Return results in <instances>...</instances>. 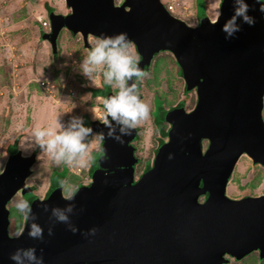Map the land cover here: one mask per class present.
Here are the masks:
<instances>
[{
    "label": "water",
    "instance_id": "water-1",
    "mask_svg": "<svg viewBox=\"0 0 264 264\" xmlns=\"http://www.w3.org/2000/svg\"><path fill=\"white\" fill-rule=\"evenodd\" d=\"M65 2L71 13L51 11L43 36L55 58L63 29L82 35L86 48L89 37L123 32L137 47L144 71L160 52L172 53L187 91L197 89V105L191 112L182 107L166 114L169 140L139 180L132 145L137 128L120 142L93 121L88 136L104 132L106 138L90 184L77 190L73 201L61 199V186L31 203L44 228L42 241L27 236V220L19 238L9 233L7 206L19 192H33L26 183L38 157L24 156L21 149L9 154L0 172V264H14L9 254L28 247L38 255L43 249L44 264H228L229 258L255 252L264 257V195H227L243 155L264 167V13L259 10L264 0H247L255 23L242 24L227 40L221 25L233 15L232 0L221 1L217 20L205 16L196 27L171 14L161 0H124L121 6L115 0ZM136 79L128 84L137 85ZM108 119L119 135L120 125ZM204 140L210 142L205 151ZM66 203L75 205L69 214L79 229L75 234L44 208ZM92 228L95 235L85 234Z\"/></svg>",
    "mask_w": 264,
    "mask_h": 264
},
{
    "label": "rangeland",
    "instance_id": "rangeland-1",
    "mask_svg": "<svg viewBox=\"0 0 264 264\" xmlns=\"http://www.w3.org/2000/svg\"><path fill=\"white\" fill-rule=\"evenodd\" d=\"M120 1L115 0V3L119 4ZM161 1L165 6L173 7L172 14L175 17L196 27L202 8L210 20L218 19L222 0ZM46 3L57 14L71 13L65 0H0V172L4 170L9 157L7 147L17 137H20L19 149L24 156H30L38 149L37 163L26 184L34 188L33 194L40 199L45 198L53 173L61 172L64 168L68 169L64 185H75L76 189L89 185L92 179L89 171L94 154L101 150V142L90 149L91 158L85 157L86 166L56 165L35 146L33 131L37 127L46 128L58 123L66 127L72 117L101 121L99 115L102 116L104 112V98H95L91 94L93 89L104 85L102 71L94 84L81 69L87 50L94 47L98 39L89 37L90 46L86 48L82 35L73 36L63 29L58 40V57L55 58L50 43L41 35V31L48 32L40 25L41 21L49 18ZM134 55L139 59L135 47ZM153 60L147 74L140 79L139 93L147 106L148 115L136 126L140 130L139 139L134 143L140 159L135 171L136 179L148 165H153L159 143L168 141L154 122L160 102H164L166 110L184 103L188 112L197 105L196 91L186 92L185 81L174 55L163 52ZM42 82L46 85L49 83L50 87L42 86ZM92 109H95V118ZM85 126L89 127L88 123ZM168 128L169 125L165 123L164 132ZM94 134L89 137V142ZM86 139L87 136L84 143ZM208 144L209 141L203 142L204 151ZM227 195L232 199L264 195V167L254 164L249 156L243 155L228 184ZM28 197L29 194L24 196L19 192L7 206L11 218V236H15L14 233L21 226L24 227L26 222L15 207V202L28 201ZM228 264H264V260L260 261L259 254L253 253L240 261L229 258Z\"/></svg>",
    "mask_w": 264,
    "mask_h": 264
},
{
    "label": "clouds",
    "instance_id": "clouds-1",
    "mask_svg": "<svg viewBox=\"0 0 264 264\" xmlns=\"http://www.w3.org/2000/svg\"><path fill=\"white\" fill-rule=\"evenodd\" d=\"M232 3L233 15L221 25V31L225 33L226 40L233 38L241 30L242 24L253 26L255 23V19L248 14L247 0H232ZM259 10L264 13V5H261ZM170 13L172 14V12ZM238 20L241 23L238 24ZM81 69L83 74L89 77L94 84L97 75L102 71L103 83L116 89L113 95L103 101L104 112L100 122L108 128V138L122 142V137L128 135L148 115L147 106L137 95L136 83L128 84V81L133 77L139 79L146 73L138 65V57L134 55V46L127 34L121 32L100 37L95 46L87 50ZM92 111L95 118V109ZM109 117L120 125L119 135H114L115 130L109 122ZM92 132L93 129L85 126L82 117H72L66 127L59 123L46 128L37 127L32 135L35 146L40 149L41 153L47 154L56 165L65 163L83 167L87 164L85 157L91 158L89 156L90 149L106 138L104 132H97L89 143H84L85 137ZM75 191V185L66 186L62 182L61 199L73 201ZM15 207L23 218L29 221L27 236L42 241L44 228L36 222V214L33 212L32 205L26 200H17ZM44 208L45 211H49L50 218H54L56 223L66 224L73 234L79 231L71 223L69 216L74 211V203H66L63 208L45 204ZM96 231V228H92L85 234L95 235ZM47 232L49 236L53 235L51 227L47 229ZM23 233L24 227L21 226L14 235L19 238ZM40 253V255L37 254L35 247L18 248L9 254V259L14 264H44L43 249H40Z\"/></svg>",
    "mask_w": 264,
    "mask_h": 264
},
{
    "label": "trees",
    "instance_id": "trees-1",
    "mask_svg": "<svg viewBox=\"0 0 264 264\" xmlns=\"http://www.w3.org/2000/svg\"><path fill=\"white\" fill-rule=\"evenodd\" d=\"M45 8H46V10H47V13L49 14L51 11H54V8H52L48 3H46V5H45ZM207 15V13H206V11L204 10V8H202V11H201V13H200V19H199V21L201 22L202 21V19L205 17ZM44 34H45V32L44 31H41V35H42V38H43V36H44ZM181 73V72H180ZM116 90H114V89H112V86H110V85H107V84H104L103 85V88H100V89H93L92 91H91V94H92V96L93 97H95V98H97V97H102V98H107L108 96H110V95H112V94H114V92H115ZM181 105H183V104H181ZM166 113H167V111H166V109L164 108V102L162 101V102H160V107H159V110H158V116H157V118H155V124L158 126V128H160V129H163V125H164V123H165V117H166ZM85 123H88V125H90L92 122H91V119L90 118H87L86 117V121H85ZM162 133L164 134V135H167L168 134V132H164V131H162ZM19 141H20V137H17L16 139H15V141H14V143H12V144H10L8 147H7V151H8V153L9 154H13V153H15V152H17L18 151V149H19ZM89 142V138L85 141V143H88ZM164 144V142L162 141L161 142V145H163ZM158 151V150H157ZM34 153H38V149H36L35 151H34ZM101 155H102V152H98V153H95L94 154V159H93V163H92V165H91V168H90V175H92L93 173H94V171L97 169V167H98V160L100 159V157H101ZM150 165H148V167L146 168V170L145 171H148L149 169H150ZM68 175V169L67 168H64L63 169V171H61V172H57L56 171V173H53V175H52V179H51V186H50V188H49V190H48V192H47V194H46V197L47 196H49L56 188H59V187H61L62 186V182L66 179V176ZM83 186H79L77 189H76V191L77 190H79L80 188H82ZM33 190H34V188L33 187H31ZM75 191V192H76ZM25 196V195H24ZM36 198H39L38 196H35L34 194H33V192L32 193H29V197H28V202L31 204ZM255 253H257V252H255ZM253 254V253H252ZM259 254V253H258ZM251 255V254H250ZM249 256V255H248ZM247 256V257H248ZM246 258V257H245ZM236 260V259H235ZM243 260V259H242ZM259 260L260 261H263L264 260V257H261L260 256V254H259ZM237 261H240V260H237Z\"/></svg>",
    "mask_w": 264,
    "mask_h": 264
},
{
    "label": "flooded vegetation",
    "instance_id": "flooded-vegetation-1",
    "mask_svg": "<svg viewBox=\"0 0 264 264\" xmlns=\"http://www.w3.org/2000/svg\"><path fill=\"white\" fill-rule=\"evenodd\" d=\"M124 4H125L124 0H121L120 3L117 4V5H118V6H121V5H124ZM69 14H70V13H69ZM69 14H67V15H69ZM199 23H200V21L198 20V25H199ZM94 38H97V37H94ZM97 39H99V38H97ZM133 45H134V47H135V49H136V51H137V53H138L137 47L135 46V44H133ZM165 52H167V51H165ZM161 53H163V52H160L159 54H161ZM159 54H157L156 56H158ZM138 56H139V59H138V64H139L140 61L142 60V57L140 56L139 53H138ZM156 56H155V57H156ZM155 57H154V59H155ZM152 61H154V60H152ZM176 61H177V60H176ZM177 64H178V62H177ZM152 65H153V62H152ZM178 66H179V65H178ZM179 67H180V66H179ZM147 72H148V71H145L146 74H147ZM180 72H181L180 74L182 75V70H181V68H180ZM182 77H183V75H182ZM140 79H141V78L136 79V82H137V85H138L137 88H136V92H137V95H139V96L142 97V94L139 93V90H140V88H141V82H140ZM100 88H103V86H101ZM100 88H98V89H100ZM185 89H186V84H185ZM193 91H194V90H193ZM195 91H196V94H197V89H195ZM186 92L189 93V91H187V89H186ZM197 99H198V97H197ZM142 101H143V97H142ZM181 104H183V105H181ZM182 107L185 109V107H184V103H180L178 106H176V107H174V108H172V109H170V110H166V111H167V113H168L169 111L176 110V109H178V108H182ZM185 110H186V109H185ZM193 110H194V109H193ZM187 112H188V111H187ZM190 112H191V111H190ZM167 113H166V114H167ZM85 121H86V119L84 120V123H85ZM91 122H93V121H91ZM165 123H167V124L169 125V128H168V130H167L168 134H167V135H164L163 133H162V134L164 135V137L168 138V140H169V131H170V129H171V125L166 121V118H165ZM165 123H164V124H165ZM156 126H157V125H156ZM136 128H137V130H138V138L136 139V141H137V140L139 139V133H140V130H139L138 127H136ZM157 128H158V126H157ZM158 129H159L161 132L164 131V125H163V129H160V128H158ZM88 138H89V136H87V139H88ZM87 139H86V140H87ZM136 141H134L133 144H132V145L134 146V148H135L136 159H138V163L134 165L135 171H136V167H137V165L140 163V159H139V157H138V155H137V148H136V146H135V144H134ZM204 141H209V140H204ZM204 141H203V142H204ZM161 142H162V141H161ZM161 142L159 143V146H158V148H157L158 151H159L160 147L162 146V145H161ZM163 142L165 143V141H163ZM166 142H167V141H166ZM102 145H103V141L101 142V145H100V146H101V147H100L101 150L98 151V152H101V151H102ZM209 145H210V142H209V144H208V147H209ZM157 150H156V156H157V153H158ZM155 158H156V157H155ZM154 160H155V159H154ZM150 166L152 167V165H150ZM151 167H150V169H151ZM150 169H149V170H150ZM149 170H148V171H149ZM146 172H147V171H144L143 174H145ZM143 174H142V175H143ZM142 175H141V176H142ZM141 176L139 177V179L141 178ZM139 179H136V180H139ZM75 193H76V192H75ZM45 198H46V196H45ZM206 198H207L206 196H205V197H202L201 199H204V200L201 201V202H204V201L206 200Z\"/></svg>",
    "mask_w": 264,
    "mask_h": 264
},
{
    "label": "built area",
    "instance_id": "built-area-1",
    "mask_svg": "<svg viewBox=\"0 0 264 264\" xmlns=\"http://www.w3.org/2000/svg\"><path fill=\"white\" fill-rule=\"evenodd\" d=\"M167 8H168V10L170 12H173V7L167 6ZM40 25H42V29L43 30L48 29V31H49L50 30V20H49V18H46L45 21H41V24ZM41 85L42 86H46V88H49L50 87V84L49 83H47V85H46V83H43L42 82ZM52 88H55V85H52ZM99 117L101 119V115H99Z\"/></svg>",
    "mask_w": 264,
    "mask_h": 264
},
{
    "label": "bare ground",
    "instance_id": "bare-ground-1",
    "mask_svg": "<svg viewBox=\"0 0 264 264\" xmlns=\"http://www.w3.org/2000/svg\"><path fill=\"white\" fill-rule=\"evenodd\" d=\"M230 192V191H229Z\"/></svg>",
    "mask_w": 264,
    "mask_h": 264
},
{
    "label": "crops",
    "instance_id": "crops-1",
    "mask_svg": "<svg viewBox=\"0 0 264 264\" xmlns=\"http://www.w3.org/2000/svg\"><path fill=\"white\" fill-rule=\"evenodd\" d=\"M92 121V120H91Z\"/></svg>",
    "mask_w": 264,
    "mask_h": 264
}]
</instances>
